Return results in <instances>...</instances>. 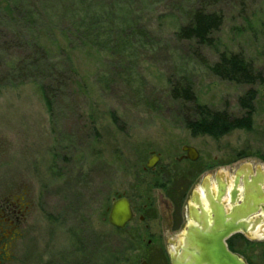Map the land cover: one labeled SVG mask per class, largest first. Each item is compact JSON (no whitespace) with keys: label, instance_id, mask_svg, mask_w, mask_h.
Returning <instances> with one entry per match:
<instances>
[{"label":"rangeland","instance_id":"rangeland-1","mask_svg":"<svg viewBox=\"0 0 264 264\" xmlns=\"http://www.w3.org/2000/svg\"><path fill=\"white\" fill-rule=\"evenodd\" d=\"M30 3L39 14L28 27L40 33L0 20L7 34L0 42L11 47L0 43V201L20 188L31 208L17 264H170L166 192L155 185L157 169L145 166L152 154L161 158L156 168L177 164L187 145L199 153L197 168L219 167L230 178L240 159L264 155V0ZM201 6L223 18L214 49L175 37ZM28 41L48 51L39 68L52 69L44 78L49 107L38 75L24 83L10 76V64L33 60ZM219 53L242 55L259 79L246 86L215 77L208 66ZM8 77L11 86L3 85ZM173 85L190 86L197 105L234 117L244 113L239 98L252 93L251 131L192 136L184 122L191 107L171 99ZM169 172L161 173L167 186ZM117 196L135 210L124 230L107 221ZM244 239L231 238L233 250L264 264V235Z\"/></svg>","mask_w":264,"mask_h":264},{"label":"trees","instance_id":"trees-1","mask_svg":"<svg viewBox=\"0 0 264 264\" xmlns=\"http://www.w3.org/2000/svg\"><path fill=\"white\" fill-rule=\"evenodd\" d=\"M37 10L31 3L30 0H0V20L1 21H14L16 19L18 24H14L18 27L25 28L29 31H37L33 27L34 20L38 19ZM9 19V20H8ZM223 24V18L221 14L205 10L203 6L194 10L185 24H182L175 32V37L180 41L194 42L199 47H208L214 49L215 35ZM38 32V31H37ZM40 33V32H38ZM6 33L1 27L0 23V37H3ZM7 35V34H6ZM45 38V35H43ZM42 39L39 34V39ZM34 38H31L32 40ZM29 40V41H30ZM28 41L30 48H32L33 54H30L27 59H32L29 63L27 61L14 62L9 66L10 76H16L18 82L24 83L29 79L37 80L36 75L39 79V90L45 99L46 105L49 107V99L47 94L49 92V86L45 84L44 78H50L48 74L52 71L50 68L40 69L39 64L45 61L48 51L44 49L42 43H34ZM16 42H20L17 40ZM2 51H9L11 49L10 44L6 42H0ZM6 46V47H5ZM24 48L26 45L24 44ZM36 57V58H35ZM11 63V62H10ZM4 66L0 63V69ZM210 72L222 81L234 83L236 85L252 86L259 79L258 74L254 71L251 63L247 62L242 55L237 54H218V60L208 66ZM49 72V73H46ZM6 74V73H5ZM2 74L1 76H3ZM34 75V76H32ZM14 78H6L2 80L3 85L10 86L14 83ZM252 91V90H250ZM173 101H178L182 104H189L191 115L184 118L185 127L192 136L206 135L213 139H219L225 135L230 134L236 130L251 131L252 127V115L253 107L252 102L254 95L247 94L245 97H240L238 100L239 106L243 109L244 113L240 117H234L227 112L213 111L207 107L199 106L196 103L195 96L188 85H173L170 87V95ZM252 101V102H251ZM234 237H244L236 235ZM244 241H246L244 239ZM232 241L228 240V249L233 254L236 253L232 248ZM247 264H250L246 261Z\"/></svg>","mask_w":264,"mask_h":264},{"label":"flooded vegetation","instance_id":"flooded-vegetation-1","mask_svg":"<svg viewBox=\"0 0 264 264\" xmlns=\"http://www.w3.org/2000/svg\"><path fill=\"white\" fill-rule=\"evenodd\" d=\"M187 148L195 150L197 153L195 160L189 158V153L185 150ZM153 157H157L154 166L151 169H148L146 168V165L145 170L151 171L157 169L158 175L156 176L155 185L166 192L164 205L167 207V217H169L167 219L168 229H166V232L171 236V242L173 243L169 248L176 247L178 237L186 229L187 224L191 222L189 214L192 213V206L195 207L201 201H206V198L212 199V197H215L216 199L218 196L217 194H223V192L224 195L226 193L228 195V192L230 191L232 193L233 189L239 191V188L243 186L244 179L246 182L257 184L258 187L261 188L258 193L260 194L259 197H261V200L264 201V155H257L256 158L253 159L254 162L252 164H242L243 159H240V164L237 168L232 170L229 179L225 177L223 171L218 169L219 167L211 168V165L209 164L204 165L203 167V165L199 164L197 168V164L200 163L199 153L195 148L187 145L181 147V154L179 158L176 159L177 164L170 163L167 166L156 168L159 166L161 158L158 154H152V158ZM248 164L251 167V170L245 167ZM168 169L171 176L167 186L162 182L163 176L161 173L162 171H168ZM207 173L208 175L202 178L199 185L190 189L192 188L191 186L195 184L198 176L200 177ZM235 183L238 184L236 186L237 188L234 187ZM6 195V197L3 195L1 198L4 199L0 201V264H17L20 263L18 262L17 257L19 253L18 243L24 235L23 229L25 228L26 220L30 214L31 208L29 207V197L26 192L20 188L11 191ZM235 195L237 196V198L234 199L235 202L240 204L239 194L236 192ZM225 197L229 202L230 197ZM118 198H124L128 201L132 213V222L135 217V210L132 202L124 196H117L114 201ZM262 207H264V204ZM251 219L257 225L259 220L262 219L264 221V214L259 210V212ZM140 221L142 222L143 220L140 219ZM263 221L261 225L258 226H264ZM261 229L264 231V227ZM167 254L169 255V251H167Z\"/></svg>","mask_w":264,"mask_h":264},{"label":"water","instance_id":"water-1","mask_svg":"<svg viewBox=\"0 0 264 264\" xmlns=\"http://www.w3.org/2000/svg\"><path fill=\"white\" fill-rule=\"evenodd\" d=\"M185 150L191 160L196 159L195 150ZM156 161L157 157H153L146 168L151 169ZM245 167L251 170L249 164ZM237 185L235 183L234 187L237 188ZM260 189L257 184L244 179L239 191L233 189L228 195L223 192L216 199L206 198L197 207L192 206V213L189 214L191 222L178 237L176 247L169 248L170 264H247L228 249L227 241L236 234L248 239L263 237L261 228L264 226H258L263 220L256 225L251 219L259 210L264 214V201L258 193ZM236 192L240 196V204L237 205L234 200ZM225 196L230 197V202L224 199ZM107 212L108 224L118 230H123L132 220L130 205L124 198L112 202Z\"/></svg>","mask_w":264,"mask_h":264},{"label":"bare ground","instance_id":"bare-ground-1","mask_svg":"<svg viewBox=\"0 0 264 264\" xmlns=\"http://www.w3.org/2000/svg\"><path fill=\"white\" fill-rule=\"evenodd\" d=\"M243 168V167H242ZM245 169V168H244ZM226 177V176H225ZM229 178V177H228ZM231 182V181H230ZM228 183V182H227ZM230 188V187H229ZM233 189V188H232ZM199 191V190H198ZM201 193V192H200ZM218 193V192H217ZM218 195V194H217ZM200 196V195H199ZM206 197V196H205ZM215 198V197H214ZM196 199V198H195ZM225 200H226V197H225ZM230 202V201H229ZM237 204V203H236ZM258 232V231H257ZM262 234V233H261ZM264 235V233L262 234ZM261 238V237H260Z\"/></svg>","mask_w":264,"mask_h":264}]
</instances>
